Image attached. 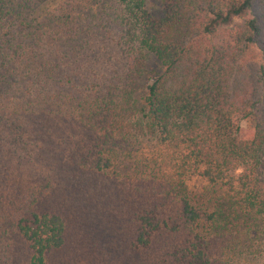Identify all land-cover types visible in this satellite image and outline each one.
I'll use <instances>...</instances> for the list:
<instances>
[{"label":"trees","instance_id":"1","mask_svg":"<svg viewBox=\"0 0 264 264\" xmlns=\"http://www.w3.org/2000/svg\"><path fill=\"white\" fill-rule=\"evenodd\" d=\"M76 2L0 0V264H264V0Z\"/></svg>","mask_w":264,"mask_h":264},{"label":"rangeland","instance_id":"2","mask_svg":"<svg viewBox=\"0 0 264 264\" xmlns=\"http://www.w3.org/2000/svg\"><path fill=\"white\" fill-rule=\"evenodd\" d=\"M68 1H77L79 3V6L81 7V9L84 10L82 12L83 15H86V14H89V11L85 9L86 8V5H88V4H95L96 5V4H98V2L100 0H68ZM109 1L110 0H106V4H110ZM83 2H85L86 5H84ZM147 5L153 11H155L159 7L158 6L159 5V2H158V0H147ZM114 52H115L116 55H117V53L119 54V49H116ZM123 56L124 55H122V56H119L118 55V57H117V59L120 60L119 65L116 66L118 68V74H121L122 70L123 69H126L125 67H123V62H128L129 61L128 58L123 59ZM191 186H192V188L194 190L201 189V183L198 182V181L197 182H192L191 183ZM8 241L14 243L15 252H12L11 251L12 252V255H13V257H12L13 263L14 264H23L24 259H25V250H23V249H21L19 247L20 242L19 241L14 242V241H12V239H8ZM0 243L6 244V239H0ZM49 264H86V263H84V262H75V263H72L70 261H67L64 257H60V258L53 257V258H51L49 260Z\"/></svg>","mask_w":264,"mask_h":264}]
</instances>
